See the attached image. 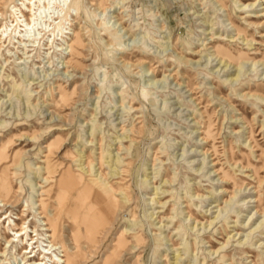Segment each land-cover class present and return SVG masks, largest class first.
Wrapping results in <instances>:
<instances>
[{
	"label": "rangeland",
	"instance_id": "rangeland-1",
	"mask_svg": "<svg viewBox=\"0 0 264 264\" xmlns=\"http://www.w3.org/2000/svg\"><path fill=\"white\" fill-rule=\"evenodd\" d=\"M36 1L0 0V222L43 202L78 264H264V0Z\"/></svg>",
	"mask_w": 264,
	"mask_h": 264
},
{
	"label": "bare ground",
	"instance_id": "bare-ground-1",
	"mask_svg": "<svg viewBox=\"0 0 264 264\" xmlns=\"http://www.w3.org/2000/svg\"><path fill=\"white\" fill-rule=\"evenodd\" d=\"M28 4L26 5V10L23 11L22 9L19 8V17H24V26L25 29H30L33 28L35 20L40 17L43 13V9L46 7L45 3L43 2V8L40 7L39 5L36 8L35 4L37 1L33 0L34 2L32 3V0H27ZM39 1V0H38ZM257 2V1H256ZM259 2V1H258ZM1 3V2H0ZM50 3V2H49ZM48 3V4H49ZM31 4V6H30ZM243 7H246L247 5H243V3L240 4ZM220 6L223 7L222 4ZM72 7L78 8V0H69V4H67L66 9H71ZM224 9V8H223ZM37 11H39V14H37ZM243 11V10H241ZM263 15V14H262ZM13 22V21H11ZM16 22H18L16 20ZM232 24V23H231ZM13 25V23L11 24ZM17 26H23L19 23L14 24V27L16 28ZM234 28L235 34L234 36H237V38H243L246 40V37L244 36L243 30L236 25H232ZM8 30V25L5 26V29L2 30L0 35H4L5 32ZM22 31V30H20ZM74 36L70 42L68 43L67 47L69 49V57L66 59V64L67 67H72V69H76V64L74 61L75 57H78L81 54V43L78 41V35L73 33ZM8 35L7 37H9ZM6 37V38H7ZM6 38L3 42L6 41ZM29 38V37H28ZM230 42H236V39L229 40ZM213 54L215 55L220 62H224V65H230L232 61V52H230L228 49H224L223 51H220L218 48H214ZM264 64V62H263ZM252 91V90H251ZM248 91L245 93V96H258L261 97L262 100H264V96L261 94H256L254 92ZM264 91V90H263ZM204 139H207L205 137ZM248 139L250 141V144H253V136H248ZM252 148L255 147V145H251ZM213 147V146H212ZM215 152H213V155ZM17 192V191H16ZM99 199L102 200V197L100 194H96ZM15 192L12 191L10 186H5L3 183H0V207L1 208H6V207H11L13 205V200L15 199ZM259 198L255 200V202H258ZM39 212L38 214L41 215V218H43L44 222L40 226H43V228L38 229V230H33L35 232L34 236L30 235V232L28 230L30 223L25 225V222H23V211L20 214V216H16L12 221L10 220V212H4L3 214V220L0 222L4 223V221L8 220L7 226H3L2 228L0 227V241L4 240L6 243V246L1 250L0 249V257H3L4 254L6 253V247L9 245V248L14 247V248H19L23 261V264H46L44 261L45 259L52 261L51 264H78L75 255H70L68 251L66 250L63 242L60 239V236L58 234V227L56 225V222L53 219V216L49 217L47 212H46V206L43 204V202H39ZM102 210L106 211L108 214H112L111 210L107 207L106 203L102 202ZM259 212L258 210H256ZM8 214V215H7ZM15 220H19L20 224L17 223ZM10 227V230L13 231V237L8 238L7 237V232L6 229ZM3 230V231H2ZM40 231H43L45 233H42ZM40 236H46V239L43 240L42 237ZM41 240L46 245L43 246V249L40 250L38 248V241ZM122 245H126L125 242H122ZM78 254V253H75ZM38 257V259H35ZM40 257V258H39Z\"/></svg>",
	"mask_w": 264,
	"mask_h": 264
}]
</instances>
